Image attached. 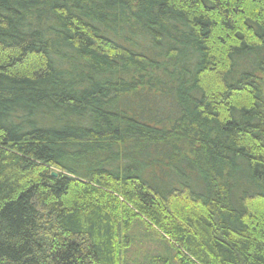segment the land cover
Listing matches in <instances>:
<instances>
[{
    "label": "trees",
    "instance_id": "trees-1",
    "mask_svg": "<svg viewBox=\"0 0 264 264\" xmlns=\"http://www.w3.org/2000/svg\"><path fill=\"white\" fill-rule=\"evenodd\" d=\"M137 219L264 264V0H0V264H120Z\"/></svg>",
    "mask_w": 264,
    "mask_h": 264
},
{
    "label": "rangeland",
    "instance_id": "rangeland-1",
    "mask_svg": "<svg viewBox=\"0 0 264 264\" xmlns=\"http://www.w3.org/2000/svg\"><path fill=\"white\" fill-rule=\"evenodd\" d=\"M129 245L125 248L120 264H150L148 256H160L166 264H176L174 246L155 228L147 227L137 219L127 232Z\"/></svg>",
    "mask_w": 264,
    "mask_h": 264
},
{
    "label": "water",
    "instance_id": "water-1",
    "mask_svg": "<svg viewBox=\"0 0 264 264\" xmlns=\"http://www.w3.org/2000/svg\"><path fill=\"white\" fill-rule=\"evenodd\" d=\"M51 176H52V177H56V176H57V173L54 172V171H52V172H51Z\"/></svg>",
    "mask_w": 264,
    "mask_h": 264
}]
</instances>
